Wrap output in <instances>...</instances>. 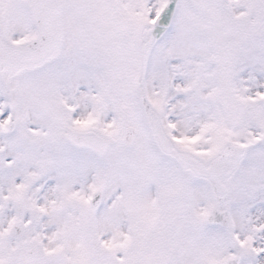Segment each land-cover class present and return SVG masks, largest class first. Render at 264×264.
Returning <instances> with one entry per match:
<instances>
[{"label": "snow or ice", "instance_id": "obj_1", "mask_svg": "<svg viewBox=\"0 0 264 264\" xmlns=\"http://www.w3.org/2000/svg\"><path fill=\"white\" fill-rule=\"evenodd\" d=\"M0 264H264V0H0Z\"/></svg>", "mask_w": 264, "mask_h": 264}]
</instances>
